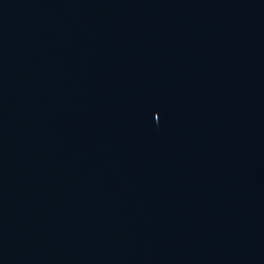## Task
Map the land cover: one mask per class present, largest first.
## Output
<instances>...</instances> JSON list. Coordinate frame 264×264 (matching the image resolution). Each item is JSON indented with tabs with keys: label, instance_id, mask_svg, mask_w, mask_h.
<instances>
[{
	"label": "water",
	"instance_id": "obj_1",
	"mask_svg": "<svg viewBox=\"0 0 264 264\" xmlns=\"http://www.w3.org/2000/svg\"><path fill=\"white\" fill-rule=\"evenodd\" d=\"M0 264H264V0H0Z\"/></svg>",
	"mask_w": 264,
	"mask_h": 264
}]
</instances>
